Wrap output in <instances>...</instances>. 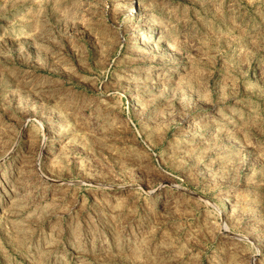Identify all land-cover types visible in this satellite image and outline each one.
<instances>
[{"label":"rangeland","instance_id":"rangeland-1","mask_svg":"<svg viewBox=\"0 0 264 264\" xmlns=\"http://www.w3.org/2000/svg\"><path fill=\"white\" fill-rule=\"evenodd\" d=\"M0 264H264V0H0Z\"/></svg>","mask_w":264,"mask_h":264}]
</instances>
